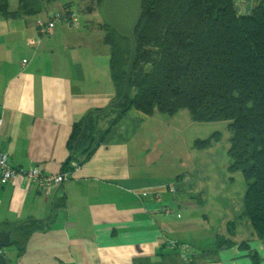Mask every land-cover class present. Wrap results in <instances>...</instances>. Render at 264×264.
I'll return each instance as SVG.
<instances>
[{"label": "crops", "instance_id": "1", "mask_svg": "<svg viewBox=\"0 0 264 264\" xmlns=\"http://www.w3.org/2000/svg\"><path fill=\"white\" fill-rule=\"evenodd\" d=\"M12 3L10 11H18L20 0ZM67 3L74 5L55 0L38 15H0V151L18 168L61 173L74 154L69 142L75 126L117 100L111 48L100 29L104 19L93 23V14L80 8L78 28L64 20L53 36L39 35V22ZM116 114L107 110L99 125ZM196 123L202 122L188 110L168 116L132 109L51 195L22 178L0 179L1 229L30 220L49 225L31 235L22 253L10 246L16 250L12 264H191L171 241L192 248V264H264V242L243 217L245 194L237 219L228 215L213 223L210 217L226 202L217 201L222 193L230 201L236 196L229 189L233 178L214 183L217 178L204 176L195 151L214 143L195 146L201 139Z\"/></svg>", "mask_w": 264, "mask_h": 264}, {"label": "trees", "instance_id": "2", "mask_svg": "<svg viewBox=\"0 0 264 264\" xmlns=\"http://www.w3.org/2000/svg\"><path fill=\"white\" fill-rule=\"evenodd\" d=\"M51 1L55 0H20L19 10L11 12L9 0H0V15H38ZM90 1L93 6L104 3ZM92 5L89 12L94 11ZM73 7L67 3L64 10ZM100 29L106 33L105 43L111 48L117 102L125 89L131 42L109 22L101 24ZM135 35L136 62L128 97L118 107L111 105L90 113L89 132L76 151L84 122L75 126L69 146L76 155L71 156L63 172L73 173L74 162L82 166L90 159L107 132L132 109L146 115L160 112L168 116L188 110L196 122L226 121L232 133L229 171L241 172L247 185L243 217L264 242V0H254L248 16L238 12L234 0H143ZM107 110L117 114L101 134L99 117ZM220 137L217 132L197 140L195 146L208 148ZM48 227L43 220L24 222L14 231L10 246L22 253L31 235ZM223 242L220 240L219 245ZM195 259L194 253L190 263Z\"/></svg>", "mask_w": 264, "mask_h": 264}, {"label": "rangeland", "instance_id": "3", "mask_svg": "<svg viewBox=\"0 0 264 264\" xmlns=\"http://www.w3.org/2000/svg\"><path fill=\"white\" fill-rule=\"evenodd\" d=\"M64 1L74 2L75 12L78 15L79 19L81 20L83 19L84 14L81 12L80 8L81 9L83 8V11H85L86 13L93 14V16L90 18L93 23L100 22L102 19L105 20V23H108V22L110 23V20L108 19L104 11V3H103V6H99V5L93 6L90 0H62V2ZM14 4H15V0H13L12 7H14ZM91 5L93 6L94 11L89 12V6ZM79 25H80V20H79ZM127 67L128 65L125 67V69H127ZM134 94H135V91L133 90V95ZM114 118H110L109 119L110 121L108 120L107 122L103 123V125L99 127V130H101V134L107 131V128H109L111 124L113 123ZM195 128H197V130ZM195 128L190 130V134H189L190 137L194 135L193 132H195V130H196L197 135H199V137H201V139L203 140L209 138L210 136H212L214 133H217V132H219L221 136L220 140L213 141L214 146L211 149H208L206 151H195L197 154V157L200 158L201 163L204 166V169H206L205 170L206 174H204V176L210 175L214 178H217L218 180L214 181V183L215 182L219 183L220 181L224 180L223 179L224 176L229 179L233 178V180L231 179V182L233 184V189L232 187L229 189L235 192L234 196L236 197L234 201L227 200V197H230V195L228 194L227 196L225 192L222 193V195L220 196V198L217 199V201L219 202L221 199L224 198L226 202L218 203V204H221L222 207L220 205L218 208L215 207L214 209H212L211 213L213 216L210 215V217L211 219H213V223L222 222L224 217H227L228 215H231L232 217H234V219H237V216H239L243 210V197L246 192L247 185H246L245 178L241 172L231 173L227 169L228 163L230 164L231 162V158L228 154V147L230 145L229 143H230V138L232 135L231 131L228 129L227 122L219 121V122H202L198 124L196 123ZM229 179H228V184L230 182ZM229 208L231 209V212H229L230 210ZM15 252L16 250L14 247L9 246L5 249V254L7 258L11 261L13 260V258H15Z\"/></svg>", "mask_w": 264, "mask_h": 264}, {"label": "water", "instance_id": "4", "mask_svg": "<svg viewBox=\"0 0 264 264\" xmlns=\"http://www.w3.org/2000/svg\"><path fill=\"white\" fill-rule=\"evenodd\" d=\"M42 3H47L50 0H38ZM236 8L240 14L250 15L254 8V0H234ZM242 4H246L243 7ZM143 0H104V11L111 25L122 36L127 37L131 42V59L127 71L126 83L123 96L113 104L118 107L125 102L130 92L131 76L136 62L137 40L135 30L142 17ZM89 117L90 113L85 118L84 129L81 133L76 145L75 151L89 132ZM17 227L10 230L0 228V264H11L5 254V249L11 245L12 235Z\"/></svg>", "mask_w": 264, "mask_h": 264}, {"label": "built area", "instance_id": "5", "mask_svg": "<svg viewBox=\"0 0 264 264\" xmlns=\"http://www.w3.org/2000/svg\"><path fill=\"white\" fill-rule=\"evenodd\" d=\"M66 20L74 28L79 26V17L75 10H64L53 15L48 21H41L38 24V32L40 36H53L59 22ZM26 64V62H24ZM73 167L78 169L80 166L73 163ZM71 172H61L59 174H48L43 172L38 166L29 169L18 168L12 165L10 157L7 153L0 151V179L2 184L12 183L18 178H22L26 183L32 184L39 191L46 195H51L53 191L63 185L71 176ZM165 213L170 214L168 208L164 209ZM169 246L173 249L183 251V261L190 263L194 252L189 245L181 244L178 241L169 242Z\"/></svg>", "mask_w": 264, "mask_h": 264}]
</instances>
